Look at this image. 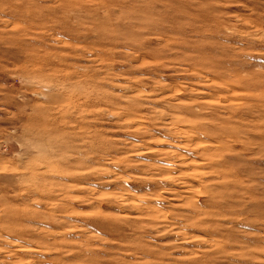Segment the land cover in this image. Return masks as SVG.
<instances>
[{"label": "rangeland", "instance_id": "rangeland-1", "mask_svg": "<svg viewBox=\"0 0 264 264\" xmlns=\"http://www.w3.org/2000/svg\"><path fill=\"white\" fill-rule=\"evenodd\" d=\"M0 264H264V0H0Z\"/></svg>", "mask_w": 264, "mask_h": 264}, {"label": "bare ground", "instance_id": "bare-ground-1", "mask_svg": "<svg viewBox=\"0 0 264 264\" xmlns=\"http://www.w3.org/2000/svg\"><path fill=\"white\" fill-rule=\"evenodd\" d=\"M207 101V100H206ZM132 147V146H131ZM176 181V180H175ZM178 183V182H177ZM180 199V198H179ZM132 205V204H131ZM121 211V210H120Z\"/></svg>", "mask_w": 264, "mask_h": 264}]
</instances>
